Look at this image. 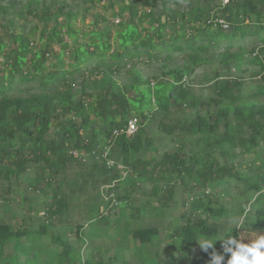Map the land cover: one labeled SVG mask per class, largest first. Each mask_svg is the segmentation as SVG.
Returning <instances> with one entry per match:
<instances>
[{"label":"trees","instance_id":"16d2710c","mask_svg":"<svg viewBox=\"0 0 264 264\" xmlns=\"http://www.w3.org/2000/svg\"><path fill=\"white\" fill-rule=\"evenodd\" d=\"M0 58V187L33 167L36 176L24 181L34 190L40 184L50 189H42L53 205L48 218L60 219L67 198L63 183L52 182L69 163H82L71 152L91 155L110 147L128 173L115 181L126 188L122 201L132 202L142 183L153 185L149 199L133 207L135 216L145 209L142 216L158 223L178 185L200 191L187 201L180 226L163 232L155 222L132 227L127 241L138 244V254L125 264H211L213 249L195 254L202 240L223 254L221 244L229 236L248 243L264 234V0H0ZM139 63L158 65L156 75L145 77ZM215 66L213 78L205 77L207 97L186 84L199 79L197 70ZM250 67L258 71L249 85L244 75ZM26 84H32L29 93L22 89ZM157 114L159 130L177 149L145 159L146 151H155L145 126ZM133 117L139 131L109 144L113 131ZM238 184L258 196V207L250 225L226 227L220 237L221 226L236 213L216 193L226 188L228 194ZM2 194L8 210L10 201ZM28 202L31 211L35 206ZM247 213L243 206L238 210ZM22 228L0 221V264H50L51 257L37 254V247L22 245L30 236ZM39 229L49 236L48 228ZM52 239L60 247L54 264L119 262L116 255L106 260L113 252L104 249L75 262L72 243L60 235Z\"/></svg>","mask_w":264,"mask_h":264},{"label":"rangeland","instance_id":"374dc122","mask_svg":"<svg viewBox=\"0 0 264 264\" xmlns=\"http://www.w3.org/2000/svg\"><path fill=\"white\" fill-rule=\"evenodd\" d=\"M67 2L71 4L74 0H67ZM91 14L87 17L86 24L91 22ZM226 43L227 42H223L224 45ZM157 67L158 65L147 66L143 63H139L138 65V68L145 77L156 75ZM217 69V66H215L197 70L196 75L199 76V79L193 82L185 79V82L187 85L201 90L202 94L207 97L210 93V86L206 79L208 78V80H211L214 76L213 71ZM257 71V68L250 67L249 72L244 75V79L249 85L255 82L253 73ZM234 76H237V74ZM32 84L37 86L36 83ZM32 84H26L22 89L26 91V93H29L28 91L30 90V86L32 88ZM19 87L20 86H18V88ZM15 94L20 95L22 93L16 92ZM160 119L161 116L157 114L154 123L145 126L146 136L153 139L155 146V151H146L142 155L145 159H150L151 157L158 159L162 153L167 151L174 152L177 149V146L171 143L170 138L159 130L158 123ZM108 154L109 161L114 162L112 167H109L107 161L87 156L84 160L78 159L82 163H69L64 172L58 177L53 178L52 183L54 187H58L63 183L62 191L68 203L66 212H64L60 219L53 220L54 217L48 218L52 217L49 208L53 205L48 198L46 199L45 192H43L42 189L46 192H50V189L48 187L46 189L44 184H40V191L34 190L29 188L24 181L25 177H35L37 172L36 169L31 167V170L23 176L6 182L0 187V191L3 193V199L10 201V207L8 210H5L2 207L4 203L0 202V221L15 225L16 228H25L30 236L23 238L21 241L22 245L28 247L26 249L37 247L35 251L37 254L51 257L50 264H54V260L58 257L60 248L53 243L52 238L54 235H60L63 241L72 243L71 248L74 251L72 257L75 262H80L88 258L90 259L91 257L95 258L96 253H102V249H104V254L109 250L113 252V255L109 257L106 256V260L116 255L119 258L117 264H125V260L138 254L137 250L139 248L137 246L138 244L135 242L134 244H128L127 232L131 230L132 227L149 228L154 224L153 222H155V224L157 223L156 218H151V221H148L147 218L142 216L145 213V209L142 210L140 216L131 214L133 207H141L145 201L149 199L148 197L152 191L153 185L145 182L142 183L139 185L138 190L131 194L130 199L132 202L122 201L119 196L124 195L126 188L122 185V188L117 187L118 183L116 182L120 179V175L123 174L122 176L126 177L128 173H124L122 166L117 164L119 161L114 156L113 152H110V149ZM240 160H244V165H247V158L242 157ZM105 166L109 169L113 168V171H111L113 173L104 175L103 169L106 168ZM249 172L253 173L252 170H249ZM103 178H108L109 180H102ZM112 178L113 180L111 181ZM225 192L226 188H219L216 193L217 198L222 204L229 203L228 206L236 213L235 217H238L241 223L239 225H234L227 222V226H221L220 237L224 234V229L226 227L230 228L234 226L236 228H241L244 223L250 225L253 219V213L258 207L256 201L259 199L258 196L254 194L247 195V193H245L246 187L243 184H238L237 187L232 185L228 194ZM193 195L199 196V189H192L191 187L185 188L181 185L176 187L174 202L165 209V218L160 219L156 224L161 228L162 232L171 225H181V214L186 210L189 211L187 201L189 202ZM26 199L28 201L30 200L35 206L31 211H29L30 208H28L31 204L29 205ZM260 199L261 202L264 203V195H262ZM156 202L157 200L153 198V203ZM241 206L244 207L245 212H248L247 214H238V210L241 209ZM24 217H30L31 219L26 221ZM139 217H141V219H139ZM177 220L179 221L177 222ZM41 226H45L49 229V236H41L42 234H40L41 232L39 229ZM78 229L80 230L79 239L76 236ZM12 249L13 245L11 243L7 248V252H12ZM200 251L201 249L199 245H197L195 254H198ZM39 262L40 260H38V263Z\"/></svg>","mask_w":264,"mask_h":264},{"label":"clouds","instance_id":"9594fccd","mask_svg":"<svg viewBox=\"0 0 264 264\" xmlns=\"http://www.w3.org/2000/svg\"><path fill=\"white\" fill-rule=\"evenodd\" d=\"M229 222L234 225H239L241 220L238 217H232ZM229 245L232 247H229ZM199 247L204 252L213 249L210 253L211 264H222L225 255L229 257L227 264H264V234L262 233H258L248 243L229 236L222 241L221 247L223 254L215 250L211 240H202Z\"/></svg>","mask_w":264,"mask_h":264},{"label":"built area","instance_id":"2783aa9c","mask_svg":"<svg viewBox=\"0 0 264 264\" xmlns=\"http://www.w3.org/2000/svg\"><path fill=\"white\" fill-rule=\"evenodd\" d=\"M220 24L222 25L223 28L228 27V25L223 21H220ZM139 128L140 126H139L138 118L137 117L131 118L124 128L113 131L112 136L109 140V144H111L112 141H114L115 138L118 136H122V135H125L126 137L134 136L139 131ZM109 149L111 150L110 147L98 149V151L93 152L91 155H88L84 150H80V149L74 150L71 153L75 158L79 160H84L85 157L87 156L94 157L96 159H102L104 161H107V164L109 165V167H112L114 165V162L109 161V154H108Z\"/></svg>","mask_w":264,"mask_h":264}]
</instances>
